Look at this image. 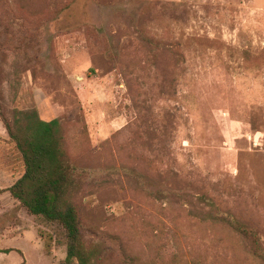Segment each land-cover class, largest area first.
Masks as SVG:
<instances>
[{"label": "rangeland", "instance_id": "rangeland-1", "mask_svg": "<svg viewBox=\"0 0 264 264\" xmlns=\"http://www.w3.org/2000/svg\"><path fill=\"white\" fill-rule=\"evenodd\" d=\"M0 105L60 119L101 264H264V0H0ZM23 172L0 118V264H67Z\"/></svg>", "mask_w": 264, "mask_h": 264}, {"label": "trees", "instance_id": "trees-1", "mask_svg": "<svg viewBox=\"0 0 264 264\" xmlns=\"http://www.w3.org/2000/svg\"><path fill=\"white\" fill-rule=\"evenodd\" d=\"M0 118L24 166L23 174L7 190L21 208L43 220L46 229L40 230L39 236L47 254L58 245H65L67 264H101L102 251L86 245L72 201L75 177L80 168L66 154L60 119L44 120L36 108H15L8 117L1 105ZM219 220L249 239L255 250L261 251L252 229L232 215ZM54 226L57 229L49 228Z\"/></svg>", "mask_w": 264, "mask_h": 264}]
</instances>
